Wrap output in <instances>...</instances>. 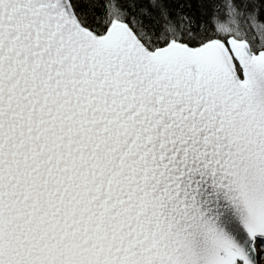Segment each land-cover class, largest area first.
Instances as JSON below:
<instances>
[{
	"label": "snow or ice",
	"instance_id": "1",
	"mask_svg": "<svg viewBox=\"0 0 264 264\" xmlns=\"http://www.w3.org/2000/svg\"><path fill=\"white\" fill-rule=\"evenodd\" d=\"M0 264H264V0H0Z\"/></svg>",
	"mask_w": 264,
	"mask_h": 264
}]
</instances>
